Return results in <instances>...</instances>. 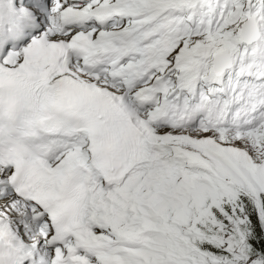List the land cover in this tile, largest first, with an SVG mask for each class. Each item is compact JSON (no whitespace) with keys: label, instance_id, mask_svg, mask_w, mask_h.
Listing matches in <instances>:
<instances>
[{"label":"snow or ice","instance_id":"6c2138e0","mask_svg":"<svg viewBox=\"0 0 264 264\" xmlns=\"http://www.w3.org/2000/svg\"><path fill=\"white\" fill-rule=\"evenodd\" d=\"M0 264H264V0H0Z\"/></svg>","mask_w":264,"mask_h":264}]
</instances>
